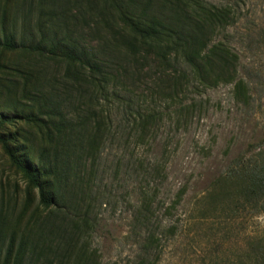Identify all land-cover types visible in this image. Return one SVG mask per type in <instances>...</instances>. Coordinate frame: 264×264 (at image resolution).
<instances>
[{"label": "rangeland", "instance_id": "374dc122", "mask_svg": "<svg viewBox=\"0 0 264 264\" xmlns=\"http://www.w3.org/2000/svg\"><path fill=\"white\" fill-rule=\"evenodd\" d=\"M203 1L230 11L233 21L217 31V39L238 54V77L248 86L249 103L234 99V81L200 92L188 86L185 94L174 98L188 107L186 115H177L175 104L158 97L157 108L171 116L160 123L153 139L140 143L116 139L106 145L100 172L103 189L111 195L97 209L98 225L91 239L100 264L133 263L147 234L135 227L133 219L144 189L154 195L157 233L166 231L158 264L248 261L251 244L264 246V200L255 207L237 203L239 209L232 214L234 196L215 198L214 204L208 197L214 181L235 160L259 158L264 150V0ZM158 3L164 4L153 0L149 9L143 7L144 14L141 7L137 13L148 17L157 12ZM65 35L103 60L113 58L130 71L140 68L129 55L131 34L112 0H0V41L18 46H0V134L32 160L45 144L41 123L28 120L31 115L44 119L37 110L38 99L63 103L61 109L69 117L87 102L79 92L78 65L48 53L52 41L60 42ZM21 44H41L45 52L23 49ZM148 86L153 87L151 80ZM141 89L147 101L156 98L146 92L149 88ZM157 162L163 173L150 177L146 170ZM183 187L180 203L173 205ZM47 213L38 203L37 190L0 144V259L11 238L16 244L44 238ZM174 226L171 233L168 229Z\"/></svg>", "mask_w": 264, "mask_h": 264}, {"label": "trees", "instance_id": "16d2710c", "mask_svg": "<svg viewBox=\"0 0 264 264\" xmlns=\"http://www.w3.org/2000/svg\"><path fill=\"white\" fill-rule=\"evenodd\" d=\"M152 1L112 0L120 21L130 31L132 42L127 50L140 65L136 70L130 71L113 58L103 60L66 35L50 44L48 53L76 63L82 71L79 92L87 102L69 117L61 109L63 103L59 105L53 98L38 99L37 110L44 119L37 115L28 118L41 123L45 141L36 160L26 152L20 154L11 140L0 134L4 153L37 190L38 203L48 212L42 226L44 238L18 244L11 238L3 245L0 264H100L101 256L91 239L98 225L97 209L108 203L111 195L103 189L102 153L116 139L137 143L153 139L160 123L171 116L157 108L158 97L169 99L175 104V113L183 116L188 107L182 100L174 102V98L185 94L188 86L200 92L234 81V99L243 105L249 103L248 86L238 77V54L226 41L217 39V31L233 21L230 11L203 0H156L164 4L158 3L157 12L143 17L144 8L149 9ZM139 7L142 13H137ZM0 46L18 47L9 40L0 41ZM20 46L45 52L41 44ZM133 76L138 80H132ZM149 80L153 87H146ZM141 86L149 88L146 92L156 98L147 101ZM163 170L157 162L146 174L155 177ZM213 188L207 194L211 204L215 198L234 196L232 214L239 209L237 203L255 207L264 200V150L259 158L235 160L214 181ZM185 190L183 187L177 192L173 205L180 203ZM153 201L154 195L141 191L133 219L135 227L144 228L147 234L138 244L132 264L159 262V243L166 231L157 233L158 221L153 224ZM174 229L168 230L173 233ZM251 247L246 254L248 261L239 258L225 264H264V246L258 242Z\"/></svg>", "mask_w": 264, "mask_h": 264}]
</instances>
